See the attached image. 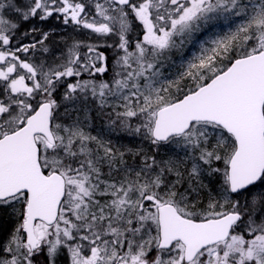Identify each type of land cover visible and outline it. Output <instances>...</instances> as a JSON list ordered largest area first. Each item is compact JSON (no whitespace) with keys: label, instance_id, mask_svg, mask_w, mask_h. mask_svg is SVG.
Wrapping results in <instances>:
<instances>
[{"label":"snow or ice","instance_id":"1","mask_svg":"<svg viewBox=\"0 0 264 264\" xmlns=\"http://www.w3.org/2000/svg\"><path fill=\"white\" fill-rule=\"evenodd\" d=\"M50 19L97 42L49 63ZM0 212V264H264V0H0Z\"/></svg>","mask_w":264,"mask_h":264},{"label":"trees","instance_id":"2","mask_svg":"<svg viewBox=\"0 0 264 264\" xmlns=\"http://www.w3.org/2000/svg\"><path fill=\"white\" fill-rule=\"evenodd\" d=\"M36 23V22H33ZM24 29H28L30 27L29 24H25ZM136 31L139 32L142 28V26H140L139 24H137L136 26ZM74 26H64L62 24V22L56 20V19H50L48 22H46L43 25V30L44 31H49L51 30V35L50 37L54 39L55 45L52 44V42L50 40L46 41V43L49 45L50 49H51V54H55V53H62L63 54L66 52L65 49V41L71 42V39H81L84 40V36H83V31L84 32H88L89 30H83L81 29L78 32H74L73 31ZM74 37H73V36ZM78 38H77V37ZM37 38H39L38 34H37ZM131 39L135 40V33H133L130 37ZM31 37H26L23 39V42H31ZM115 39V38H114ZM113 42V38H109L107 40V43H112ZM63 47V48H62ZM100 51H103L105 53V55L108 57V65L110 68L109 73L105 74L104 78H110L111 76V66L113 63V58H114V52L112 48H107V47H102L100 48ZM25 54H21V56H24ZM174 55L175 58L177 57L176 53L172 54ZM28 56H32V53H29ZM48 62L51 63L52 62V57H48ZM165 65H172V62L166 57L164 62ZM87 75L83 76L82 79H87ZM71 82L75 81V78H70ZM66 89V85L65 84H61L59 87L58 92L56 93V98L57 100L60 99L61 94L65 91ZM63 108V107H61ZM61 111V110H60ZM61 113V112H60ZM88 116L91 120V124L90 126L86 129L87 131H89L92 135H96V136H100L101 138L105 139V140H111L113 146H117V147H131V148H138L141 146H145L146 147V142H142L139 141V143H137L136 145L133 143H130L129 140L127 139V137L125 136L126 133L123 132H119L117 131H110L109 127H108V121L106 117H103L101 115L97 114V109L95 106L94 102L89 103L87 106L82 105V104H77L75 105V110H73V108L71 106H69V114L66 117H63L60 115V119L65 121V122H70L72 119H75L77 116L80 117L81 120L85 119V116ZM127 135V134H126ZM139 139V138H138ZM161 157L166 158L165 155H163L162 153H160ZM129 162V160H128ZM138 163V158L137 161ZM133 162H129V164H132ZM204 182L206 184L209 185V187L213 188V190H215L218 187V181L215 179H211V178H205ZM1 219L4 220L5 222V226L7 225L8 228L10 229V223L7 222V216L4 215V213H0Z\"/></svg>","mask_w":264,"mask_h":264},{"label":"rangeland","instance_id":"3","mask_svg":"<svg viewBox=\"0 0 264 264\" xmlns=\"http://www.w3.org/2000/svg\"><path fill=\"white\" fill-rule=\"evenodd\" d=\"M225 28H226V26L221 25V26L217 27L215 29V31L217 33H219V34H223V31L225 30ZM207 33H208V29H205L204 31L198 33L196 35V37H195L194 43L193 44H187L184 47L183 51H181V50H173L171 53H169L167 58L172 62V65L169 66V65H165L164 64L165 66L162 68V72H163L164 76H172V77H174L179 71H181V68H180L181 63L187 61L188 59H191L193 53H198L199 52V43L198 42H201V41L207 39L208 38V35H206ZM83 36H84L83 37L84 41L86 43H96L97 42V39H96L94 34L89 36L88 32L86 33V32L83 31ZM49 40L52 42L53 45H55L54 39L51 38L50 36H49ZM174 53H176L177 57L172 58V57H174V55H172ZM50 57H52V62H53L54 57H61L62 58V53L61 54L60 53L50 54ZM66 107L69 108V106H66ZM60 110H61L60 112H61L62 118L66 117L67 115H64V107L61 108ZM125 136L127 137V139L129 140L130 143H132V144L134 143L135 145L137 143H139V141H141L140 139H138L136 137H131V136L126 135V134H125ZM161 153L163 155H165V156L171 154L170 152H167V151H164V150H162ZM128 160H129L130 163L133 162L131 157H129ZM0 219H1V216H0ZM5 228L7 229L8 226L6 225ZM10 228H11V225H10ZM60 264H65V261H64L63 258H61Z\"/></svg>","mask_w":264,"mask_h":264},{"label":"flooded vegetation","instance_id":"4","mask_svg":"<svg viewBox=\"0 0 264 264\" xmlns=\"http://www.w3.org/2000/svg\"><path fill=\"white\" fill-rule=\"evenodd\" d=\"M21 54H23V53H21ZM21 54H20V55H21Z\"/></svg>","mask_w":264,"mask_h":264}]
</instances>
